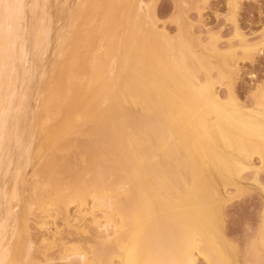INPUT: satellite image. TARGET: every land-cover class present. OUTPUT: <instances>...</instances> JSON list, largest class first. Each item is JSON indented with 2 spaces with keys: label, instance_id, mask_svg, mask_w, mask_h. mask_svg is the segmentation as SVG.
<instances>
[{
  "label": "rangeland",
  "instance_id": "374dc122",
  "mask_svg": "<svg viewBox=\"0 0 264 264\" xmlns=\"http://www.w3.org/2000/svg\"><path fill=\"white\" fill-rule=\"evenodd\" d=\"M98 1L101 0L26 1V18L35 36L29 42L28 67L32 68L38 55L45 66L42 74L39 71L33 74L31 70L29 73L34 85L29 108L34 112H27L32 118L24 116L25 124L24 118L23 124L20 123L26 136L23 141L28 142L29 134L34 133L29 152H21L12 138L6 142L5 155L0 156V222L6 220L5 226L0 227V235L5 233L4 241L10 244L7 264H70L61 255L72 247L83 252L85 259H75L71 264H129L123 257L129 252L126 241L116 242L115 237L108 236L99 238L79 230L75 223L89 212L96 220L112 223L119 231L130 227L129 214L137 203L130 162L123 157L119 145L107 136H99L92 144L82 138L90 128L95 134L101 131L105 121L96 120L113 95L110 79L116 77L122 54L130 45L143 47L152 40L160 42L159 35L184 53L207 56L210 55L207 45L214 42L221 61L227 55L236 58L239 73L235 82L227 80L220 84L215 69H209L213 92L220 101L229 104L233 97L242 106L244 116L264 95V0H103L101 4ZM46 27H50L49 31ZM43 35H47L48 42H40ZM60 37L62 43L57 40ZM241 37L249 47L256 46L252 54L240 46ZM110 67L114 68L113 75L109 73ZM40 120L46 126L51 123L50 132H46L49 125L44 128ZM262 125L258 143L248 138L250 135L241 137L250 151V166L238 171L236 181L219 188L221 230L234 264H258L246 250H258V254L264 255V241L254 236L258 225L264 223V121ZM256 130L249 132L253 134ZM18 155H22L19 160ZM70 166L76 167V171ZM14 172L23 209L19 200L9 196ZM69 174L73 180H69ZM107 195L125 199L115 206H105L99 200ZM8 205L13 208L10 214H6ZM16 210L18 215L13 213ZM155 225L143 264H221L205 239L195 243L189 229L175 215L160 217ZM75 236H83L85 240L79 241ZM13 244L18 247L16 251ZM2 252L0 248V258Z\"/></svg>",
  "mask_w": 264,
  "mask_h": 264
},
{
  "label": "bare ground",
  "instance_id": "6f19581e",
  "mask_svg": "<svg viewBox=\"0 0 264 264\" xmlns=\"http://www.w3.org/2000/svg\"><path fill=\"white\" fill-rule=\"evenodd\" d=\"M26 1L0 0V156L5 155V145H8L6 142L8 143L12 138L17 143L18 149L28 154L31 137L34 134L30 133L29 141L24 139L25 144H23V138L26 136H23L24 127H20V123L24 116L28 117L27 112L33 111L29 108L32 89H34L30 70L33 74L38 71L42 74L45 64L38 55L31 64L32 68L28 67L29 42L31 37L35 36L26 18ZM96 7L99 9V6ZM49 29L50 27L46 31ZM135 30H138L136 26ZM86 33L88 35L87 29ZM45 34L48 35L46 32ZM47 35L38 38L40 42H48ZM157 36L160 42L152 40L143 47L134 43L128 47L126 53L123 52L120 69L116 77L110 79L113 95L96 120L105 123L98 134L93 133L90 128L82 136L87 144L95 143L101 135L107 136L119 145L123 157L130 162L134 177L133 196L137 202L129 214L130 227L127 231H119L112 223L96 220L89 212L76 219L75 224L80 227L79 230L87 231L99 238L108 236L115 237L116 242L126 241L125 247H129V252L123 254V257L128 259L129 264H143L146 260V250L151 245L156 221L160 217L175 215L189 229L195 243L205 239L210 245L211 252L217 256L221 264H234L221 230L219 188L221 184L236 181L238 171L250 166L248 159L250 151L245 147L246 144L241 137L250 135L248 138L254 143H258L261 139L262 134L259 130L263 127L264 121V95L252 109L241 116L242 106L233 97L228 104L220 101V97L218 98L213 92V77L209 74V69H215L216 79L220 84L227 80L235 82L239 74L235 57L227 55L225 60L221 61L222 57L219 58L218 48L214 42L207 43L206 51L210 55L184 53L172 47L165 38ZM61 38H57L58 42L60 40L59 43L64 41ZM38 39L36 41H39ZM240 43V46L251 54L256 49V46L249 47L242 37ZM109 73L114 74L113 67H110ZM56 78L58 79V76ZM35 83L38 85L36 81ZM47 90L49 91V88ZM229 94H231L230 90ZM71 105L73 106V103ZM25 121L24 118V124ZM40 122L44 128L49 125L46 132H50L51 123L46 126L42 120ZM29 123L31 125L30 121ZM253 129L257 130L250 134L249 131ZM55 130L57 131V126ZM21 156L17 159L19 160ZM71 168L76 171V167ZM71 172L69 173L73 174ZM16 173L14 172L12 178L9 196L19 200L22 208L24 202L17 189ZM69 180H73L71 175ZM124 199V196L114 199V196L107 195L99 201L105 206H115ZM10 205L6 208V214L13 211ZM21 208L20 211L23 209ZM13 213H17V210ZM17 215L14 214L12 220L13 231H15ZM4 221L0 222V227L5 226ZM70 233L74 234L73 231ZM254 236L259 241H264V223L258 225ZM75 237L79 241L85 240L83 236ZM4 239L5 233L0 235V248L3 251L0 264H7L10 252V244ZM12 248L16 251L18 247L13 244ZM258 252V250H246L245 253L258 264H264V255ZM61 258L67 263H72L75 259L77 261L85 259V254L72 247L68 248Z\"/></svg>",
  "mask_w": 264,
  "mask_h": 264
}]
</instances>
